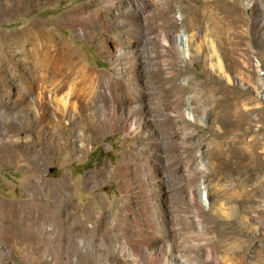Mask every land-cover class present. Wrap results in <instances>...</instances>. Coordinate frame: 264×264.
I'll return each mask as SVG.
<instances>
[{
	"label": "rangeland",
	"instance_id": "374dc122",
	"mask_svg": "<svg viewBox=\"0 0 264 264\" xmlns=\"http://www.w3.org/2000/svg\"><path fill=\"white\" fill-rule=\"evenodd\" d=\"M128 1L105 9L98 0H51L0 18V108L15 106L20 80L27 91V124L19 107L0 120V241L30 246L45 264H71L57 231L90 237L107 222L119 243L115 217L127 208L130 219L158 213L184 264H264V0H172L153 14L161 23L146 25L167 34L153 42L126 40L127 25L58 19L89 2L95 20H115L127 16L115 9ZM38 18L118 81L68 73L66 85L36 100L38 80L11 32ZM124 47L133 52L117 76L110 61ZM127 114L143 115L136 134L131 116L125 130L117 120ZM34 179L41 185L29 192ZM137 259L131 264H147Z\"/></svg>",
	"mask_w": 264,
	"mask_h": 264
},
{
	"label": "bare ground",
	"instance_id": "6f19581e",
	"mask_svg": "<svg viewBox=\"0 0 264 264\" xmlns=\"http://www.w3.org/2000/svg\"><path fill=\"white\" fill-rule=\"evenodd\" d=\"M0 1V18H8L16 13L31 11L34 7L50 3L51 0ZM98 1L105 9L113 6L115 1L120 2V0ZM171 2L172 0H129L128 4L123 6V9H121L120 6L115 9L118 15L121 12L120 10H123L127 16H118L115 20H111L108 14H104L102 20H95L98 9L91 8L89 6L90 3L87 2L66 10V14L59 15L58 19H62L66 25H127L128 28L123 34V36H126V40L128 36L135 37L134 34H137L139 35V38L153 42L155 38H160L162 40V37L167 34L161 32L159 29L148 33L146 32V25H148V23L154 25L156 24V21L161 23V20H155L156 17L153 14L156 13V15H159L160 11L162 9H167ZM148 11H150L151 17H147L149 14ZM83 12H85L86 15H82L81 13ZM47 25V22L38 18L33 23L11 32L13 34L12 36L17 39L16 44L18 48L23 55L26 56L27 62L32 65V74L34 75L32 76L33 81L36 82L38 80L36 86V100H41L42 92L50 91L52 89L57 90L58 88L63 87V84L66 85L68 83V73L72 74L77 72L81 75L90 77L96 72L95 75L101 74L102 76H106L110 82L118 81V79H111L110 73L97 71V69H93L84 63L81 60L78 51L66 42L65 37L54 32V29L48 28ZM74 31L78 32L79 30L75 28ZM84 36L92 37V32H86ZM117 40L122 45L124 44L120 37L117 38ZM26 42L31 44L30 49L23 48V44ZM208 44L210 50L214 52L212 43L209 42ZM132 52L133 50L130 47H124L111 59V66L114 68L117 76H121L123 70L127 68V57H130ZM64 68H67L68 72L65 71V73H61ZM26 92V83L24 80H20L19 88H17L15 98L13 99L16 107L10 104L7 108H0L1 121L7 122L9 116L6 111L15 110L19 107L21 108L17 117L19 124H27V114L24 110V98H26ZM135 94H139L138 88H136ZM55 99L56 97H50V100L54 101V103L56 102L59 106H65L64 108H66L70 105L68 103L66 105V101L63 100V98L58 100ZM118 103L123 107H126V110H131L130 105L126 101H120ZM101 116L105 121L109 120L107 114L104 113ZM130 116L132 117V121L129 122V124H133L130 129L136 134L135 128L142 123V114H127V116H124L123 118L119 117V119H117L118 117L116 115L115 118L118 121L120 120L121 127L125 130L124 125L128 124L127 119ZM9 125L11 127L15 126L13 124ZM2 131H5V129H2ZM26 143L27 142H25V147H28ZM8 156L13 158L16 162L22 160L21 156L12 148H8ZM38 184L37 180H35V182H30L28 185L29 192L33 191V188L38 186ZM67 184L68 183L66 182L65 185ZM40 188L42 187L40 186ZM146 214L147 212L145 211L143 216L146 219H141V217L138 216H133L132 219H130L126 208L122 217H115L118 233L121 235L122 239L119 243L114 241L112 231L106 224L107 222H104L105 227L103 228H101V223L98 222V225L101 228L99 235H93L90 237H69L66 233L57 231L58 236H60L58 237L59 246L64 244L67 245L68 256L70 257L71 254H73L75 258L71 264H92V256L95 259H99L102 264H131L136 258L147 264H184L187 261V255L183 254L181 249H177L172 241L164 237L160 232V215L158 213H152L149 219V216ZM63 218L66 219L65 217ZM63 237L66 239H62ZM0 264L45 263L34 256L33 249L30 246H25L21 243H12L11 248H9L0 241Z\"/></svg>",
	"mask_w": 264,
	"mask_h": 264
}]
</instances>
